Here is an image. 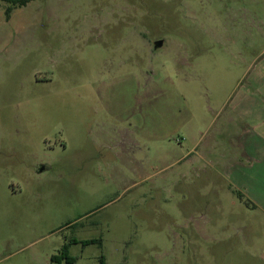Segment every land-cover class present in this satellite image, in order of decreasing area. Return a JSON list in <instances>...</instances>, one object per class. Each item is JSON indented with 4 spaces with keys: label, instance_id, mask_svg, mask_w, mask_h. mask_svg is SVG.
Segmentation results:
<instances>
[{
    "label": "rangeland",
    "instance_id": "obj_1",
    "mask_svg": "<svg viewBox=\"0 0 264 264\" xmlns=\"http://www.w3.org/2000/svg\"><path fill=\"white\" fill-rule=\"evenodd\" d=\"M4 8L0 264H264V0Z\"/></svg>",
    "mask_w": 264,
    "mask_h": 264
},
{
    "label": "crops",
    "instance_id": "obj_2",
    "mask_svg": "<svg viewBox=\"0 0 264 264\" xmlns=\"http://www.w3.org/2000/svg\"><path fill=\"white\" fill-rule=\"evenodd\" d=\"M255 110L256 113L250 109L251 117L245 120L247 126L243 133L245 138L236 141L235 145L244 154L246 164L244 167L239 163L231 165L228 170L231 177H244L250 180L256 177L255 185L263 186L260 187L261 192L259 190L258 192L264 194V108H255ZM257 119H260L258 120L260 122H257Z\"/></svg>",
    "mask_w": 264,
    "mask_h": 264
},
{
    "label": "trees",
    "instance_id": "obj_3",
    "mask_svg": "<svg viewBox=\"0 0 264 264\" xmlns=\"http://www.w3.org/2000/svg\"><path fill=\"white\" fill-rule=\"evenodd\" d=\"M29 1L30 0H0V2L5 5V8H4L5 19L8 20L10 18V15L14 9L24 6ZM58 256L59 257H66L70 261V263H72L74 261V258H72V257L68 258L66 246H64L62 248V251ZM58 256H56V255L52 256L51 261H56L58 259Z\"/></svg>",
    "mask_w": 264,
    "mask_h": 264
},
{
    "label": "water",
    "instance_id": "obj_4",
    "mask_svg": "<svg viewBox=\"0 0 264 264\" xmlns=\"http://www.w3.org/2000/svg\"><path fill=\"white\" fill-rule=\"evenodd\" d=\"M157 45H160V43H158Z\"/></svg>",
    "mask_w": 264,
    "mask_h": 264
}]
</instances>
